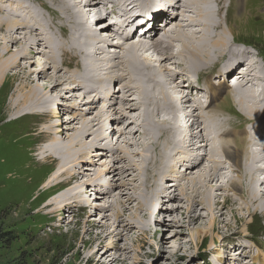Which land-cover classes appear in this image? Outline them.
Masks as SVG:
<instances>
[{"label": "bare ground", "instance_id": "6f19581e", "mask_svg": "<svg viewBox=\"0 0 264 264\" xmlns=\"http://www.w3.org/2000/svg\"><path fill=\"white\" fill-rule=\"evenodd\" d=\"M31 1L37 4L33 5V7H39L45 13L42 11H40L41 13L35 10L31 11V8L25 11L24 7L26 5L24 6L21 0H0V29L2 30L0 31V34L2 32L0 38L3 40V44L0 45V95H4L2 98L0 97V104H3L6 98V88L9 87V82L19 80L17 91H13L14 93L9 96L11 98L8 108L14 111V118H12L17 119L20 116H28L33 114L36 109H38L37 118H42L41 116L45 115L49 118L59 113L56 111L58 110L57 106L51 114L47 115L46 113V110H49L47 106L54 101L53 97L49 96V92L55 91L62 84H65L63 90L68 91L65 96L74 98V101L71 100L73 103L70 104L72 105V108H70L72 122H78L81 125V129H76L73 134H67L66 132L60 139L53 137L51 142L47 143L46 147H49L48 149L46 147L39 148L41 157L37 158L42 162V165H57V167L53 169L47 166L48 168L41 175L38 173V176L32 179L33 187L24 189V191H27V197L25 196L27 199L28 195L33 194L40 187V190L35 194L29 205L38 206L39 203L46 200L43 207H50L51 210L48 213H51L55 209L63 208L64 206H67V209H72L73 207L82 209V207H87L89 206L87 204L92 203L88 202V199L85 198L86 196L84 197L86 193L84 185H70L73 181L75 184L78 179V171H75V165L79 166L76 160L70 159V154L72 149L79 147L76 148L77 150L74 153L82 158H88L89 166L93 164L92 161L95 162V159L90 160L89 158L94 153L89 152L90 148L86 147L84 140L80 141L78 138L83 135V132L88 131L89 126L94 125V122H92L94 119H87V114H91V111L95 110L96 106L93 99L98 97V104H104V106L93 118L98 120V124L103 125L102 127L104 128L105 122L102 114L108 109L111 111L117 108L119 111V107L128 108L134 114L132 119L128 118V122L135 121L137 125L136 131L137 129L139 131L136 136L134 135L136 137L134 146L137 147L135 149L142 153V165L140 169H137L143 174V185L149 190V193L145 192L142 200L139 199L140 196H136L137 194H132L126 198V201L129 203L136 198V204H138L136 210H141L144 207L146 218L148 217L149 219L151 216L152 212L149 210L151 204L156 202L159 205L161 202V196L166 187L170 186L168 188L169 198H175L174 191L177 190L176 187H179V184L181 185V181L187 179L189 182L188 179H190V186L189 188L186 186V188L189 191L191 189V194L187 193L185 187L186 191L182 186L179 189L182 196L188 194L186 200L189 201V207L186 208L184 214L186 217L191 216L193 220L200 219L199 217L204 215L199 212L191 215L198 205L194 197L201 196L198 201L199 206L207 208L210 222L207 225L208 230L206 232L209 231L210 233L215 230L217 226L215 224L214 208L217 209V212H220L224 205H219L218 201L214 200V193L212 192L214 186H209L208 192V189H205L206 191L201 189L203 186L197 183V181L201 183L200 178L206 175L209 176V181L211 182L215 180L217 182L220 176H227L228 189L235 192L241 201L235 200V202H239V208L235 211L246 207L247 212L256 211L259 208L262 209V213L264 212V137L261 138V134L264 133V60L262 57L261 59L258 58L259 55H263L260 51L251 55L247 48L242 49L235 46L234 43L237 41L228 33H231L235 27L232 22L233 19L241 20L247 17L244 13L240 14L239 5L241 2L236 3L233 0H156L161 10L158 13H162L155 17L153 21L161 19L162 23L154 24V22L150 23V21H147V25L141 26L140 22L136 23L132 19L136 15L133 14L130 18L132 24L131 34L122 36L120 33L121 27L114 29L111 27V25L119 26V23H108L106 14L103 16L106 22L105 31H102L103 29L101 28L100 32L110 34L111 38H108L106 34L101 36V34L94 32L95 28L86 23V12L90 9L89 6H92L93 0ZM95 2L98 3L96 6H100L103 9L113 2L121 3L128 12L135 10L138 5L135 4L134 0H95ZM30 4L32 5V3ZM234 8L235 13L233 16L230 15V10ZM27 12H30V14L27 15ZM99 24V22L94 23V26L99 27ZM102 25L104 23L100 24V26ZM54 28L58 31L59 37L56 36V33H53L55 32ZM21 29L27 30L30 34L33 32L38 37L33 45L28 40L29 38L24 36L27 33ZM14 43L18 44L19 48L16 53L9 55L11 52L10 47ZM106 43L114 44L116 49L108 50L112 54L105 51L107 48ZM243 45L245 44L243 43ZM38 46L42 47L40 49L42 51H44L43 47H46L48 57L46 55V57L39 56L43 52L39 50L40 47L38 48ZM73 49L79 52L72 56L74 63L76 60V66L71 68L67 67L66 64L70 66L68 57L72 54ZM33 54L38 56L37 67L34 70L35 75L30 77L29 71L25 73L24 78L29 84L34 82V86L30 87L28 93H24L21 90L25 87V84L21 82L23 76H20L19 70L11 72L12 74H9L8 71L10 67L17 66L20 59L29 58ZM154 54L161 56L154 57ZM5 55L8 56L5 57ZM171 65H174L175 68H172ZM49 67L53 68L54 71L52 77L48 75V72H50ZM62 67L67 70H63ZM239 69L240 71H238ZM234 70L238 72H234L229 76V79L235 76L236 80L233 85H230L229 81L225 79L215 83L216 79L224 78L225 73L230 74ZM242 70L245 72L242 73ZM60 71H63L61 76H59ZM69 72H75L74 74L77 73V75L74 76V74ZM243 76L244 79H242ZM42 77L53 78L55 82L51 83L52 85L50 86L39 84V79ZM197 80H203L207 85L199 86L202 88L201 90L195 85ZM112 81L118 82L116 83L118 85L124 82V90L121 93L119 107L107 105L116 96L115 86L109 95L110 91L107 86ZM77 82L81 83L80 86L78 87L79 84H77V87L73 88L72 85ZM98 88H103L102 96L98 94ZM245 88L247 89L246 94ZM3 89L5 90L3 91ZM176 89H180L183 92L180 98L177 95L181 91ZM80 90L81 92H78ZM117 91H120V88ZM192 91H195L194 95H192ZM94 92H97L98 95H94ZM225 92H228L230 102L233 104V109H227L233 116L224 115L222 112L216 111L215 107L225 101V98L222 97ZM129 95H134L135 97H128ZM226 96L227 94H225ZM204 98L209 99L207 104H203ZM128 99L135 100V102H127L126 100ZM127 103L129 105L126 106ZM235 116L237 120L242 121L240 131L231 128V117ZM44 121L43 123H46ZM43 123L42 127L37 131L38 139L46 135L52 137V134H54L53 128L55 125L53 122H49L47 125H43ZM227 126H230V128H227ZM182 129L183 131L181 132ZM102 147L104 148L101 154L105 155L107 150L105 146ZM100 148H96L95 151H100ZM171 148L174 151L171 152ZM147 152L151 156H144ZM178 153H181V155L175 158ZM196 154L208 156L206 159L207 163L211 164L210 166L207 165L209 167L208 172L205 171L207 166L204 169L205 174L200 175L199 169L198 173H196L198 174L197 176L188 178L189 171L197 168V166L195 167L198 163ZM213 154H218L217 157L221 156L222 158H219L222 161L212 159ZM112 158V161L117 159L113 156ZM32 160L35 159L33 158ZM224 160L227 163L229 162L227 166L226 161L223 162ZM179 164H184L186 169L183 172L173 173ZM92 167L85 169L91 170ZM183 167L181 166L182 170ZM114 169V164H111L109 167L110 172L114 173ZM226 169L229 170L228 174ZM154 170L160 171L161 174L158 173V175L154 176ZM231 171L232 173H230ZM223 173L224 175H222ZM229 174L232 175L231 178L228 177ZM96 175L99 177V173ZM241 177L245 180V188L247 189L241 188ZM161 180L164 182L160 183ZM148 182H150L149 185H147ZM89 183H91V180L87 179L85 186H89ZM222 184H218V187H223L224 184ZM205 187L207 188V186ZM98 188L94 197L95 199H103L107 196L105 194L109 192H101ZM21 192L22 190L20 189L17 193L21 194ZM123 206L124 208L126 207L125 209L122 208L124 209L123 211L117 210L114 212V217L112 216L115 219L116 226L112 227L109 224H102L101 230L96 234L98 240H101L100 243H102L103 239H111L101 249L99 256V259L101 257L107 258V261H104L105 264H123L121 255L124 256L130 252L128 247L117 248V244L112 241L114 236L122 234V232L118 231L120 225L124 224L122 226L123 230H129L133 226L131 222H127V219L119 220L118 214L123 215L125 211L129 210L128 206ZM103 208L106 209L105 206ZM200 208L196 211L200 210ZM105 217H107L106 213H104L102 218ZM134 218L139 219L137 211L134 214ZM232 219L237 220L234 211L230 212L229 221ZM176 220L172 222L175 223ZM59 221H63V219H59ZM114 222L112 223L113 225ZM80 224L83 228H87L86 232L88 230L90 232L99 226V224L88 220L83 223L77 220L75 223L76 226ZM202 234L203 231L200 230L195 232L197 237L202 236ZM238 241H241V239ZM236 245L240 252L246 250L243 246L245 245L244 242H238ZM114 247L121 252L114 256L109 255V252ZM248 247L250 249V245ZM179 249H181V245L177 242L175 251ZM236 252L237 250L233 253L235 254ZM94 255V249L88 252V260H93ZM216 255L218 256L220 253ZM220 259H223L221 261H225V264H237L239 258L237 255L230 257L229 255H222ZM255 262L264 264V257L260 255L253 256V263L256 264Z\"/></svg>", "mask_w": 264, "mask_h": 264}, {"label": "rangeland", "instance_id": "374dc122", "mask_svg": "<svg viewBox=\"0 0 264 264\" xmlns=\"http://www.w3.org/2000/svg\"><path fill=\"white\" fill-rule=\"evenodd\" d=\"M21 2L24 6L26 5V7H24L25 11L26 9L31 8V11L35 10L39 11V13H41L40 11L45 13V11L41 10L39 7H33V5L37 4L33 3L31 0H21ZM237 2H241L239 5L240 14L244 13L247 17L241 20L233 19L232 22L235 24V27L231 32L232 34L230 32L228 33L231 37H233V39L237 41L234 43L235 46L241 47L243 49V47L246 45L245 49L247 48L251 54H255V52L260 51L263 53V55H259L258 58L261 59L262 57L264 60V0H236V3ZM30 3H32V5ZM30 12H27L26 14L29 15ZM234 13L235 8L230 10V15L234 16ZM159 23H162L160 19L154 22V24ZM141 25H147V23L144 22ZM94 27L97 26L93 25V28ZM99 27L101 28V26ZM0 31L2 30L0 29ZM22 31L27 33L24 36L29 38L28 40L31 41L32 45L35 43V40L38 39V37L34 35L33 32L30 34L27 30ZM54 31L55 32L53 33H56V36L59 37L58 31L55 30V28ZM1 40L2 39L0 38V45L3 44V40ZM113 43H106L107 48L105 51L109 54H112V52H108V50L116 49L114 48ZM243 43L245 45H243ZM39 47L40 46H38V48ZM18 48V44H12L9 55L11 53H16ZM41 48L42 47H40L39 50ZM43 49L44 51L40 50L43 53L39 54V56L46 55L48 57V54L46 53L48 52L46 51V47H43ZM78 52L79 51L73 49L72 54L68 57L70 66L66 64L67 67L72 68L76 66V60L74 63L72 56L74 54H78ZM33 55L29 58L20 59L17 66L15 65L14 67H10L8 71L9 74H12L11 72L19 70L20 76H23L21 78V82L22 84H25V87L21 90L24 93H28L30 87L34 86V82L29 84L24 78L25 73H28L29 71L30 77L35 75L34 70H36L37 67L36 61H38V56H36V54ZM7 56L8 55H5V57ZM158 56L161 55L154 54V57ZM171 67L175 68L174 65H171ZM62 69L67 70L63 67ZM49 71L50 72H48V75H51L49 77H52L54 73L53 68L49 67ZM62 72L63 71H60L59 76L62 75ZM75 72L69 73L74 74ZM75 75H77V73L74 74V76ZM53 80V78L42 77L39 79V84L50 86L52 85L51 83L55 82V80ZM17 83L19 85V80H13L9 82V87L6 88V98L3 101V104H0V232H10L12 235V239L9 244H5L3 242L0 243V264H105L104 261L106 262L107 258L101 257L99 259V256L101 254V249L105 247V244H108L107 242L111 239H103L102 243H100L101 240H98V236L96 234L101 230L102 224H109L112 225V227L116 226V222H114L115 219L112 218V216L114 217V212L117 210L123 211L126 208H124L123 205L128 206L129 210L125 211V214L123 215H120L119 213L118 218L119 220L127 219V222H131L133 226H131L132 228L130 227L129 230H123L122 226L124 224L122 226L120 225V227H118V231L122 232V234L112 238V241L117 244V248L120 249L128 247L130 249V252L127 255H121L123 264H225V261H221L224 258L220 259L222 255H229V257L237 255L239 258L237 260V264H254L253 256L260 255L261 257H264V212H261V208L257 209L256 211L252 210L251 212H247L246 207L241 208L239 211H235L238 210V203L241 201L238 199L235 192L228 189L226 182L227 176H220L217 182L216 180L211 182L209 181V176L206 175L200 178L201 183L197 181L198 184L203 186L201 189H208V192L209 188L214 186L212 191L214 193V200L218 201L217 203L219 205H224L220 212H217V209L214 208V216L216 217L215 224L217 226V230L215 229L210 233L209 231L206 232L208 230L207 225L210 224L209 216L207 215V208L199 206L198 202L201 196L194 197L198 204L197 209L200 207L201 208L198 211H196V209L191 213V215L197 214V212L204 215L199 217L200 219L193 220L191 216L186 217L184 214L186 208L189 207V201L186 200V198L188 197V194H191V189L190 191L188 189L190 186V179H188L189 182L187 179H185L181 181V185L179 184V187L182 186L183 188L188 186V188H186L188 194L186 195L182 196L179 190L181 187H176L177 190L174 191L175 198H169L170 195L168 188H170V186L166 187L165 191L162 193L161 202L159 205L156 204V202L151 204V208L149 210L152 213L149 219L148 217H145L144 207L141 209L142 211L140 209L136 210L138 206V204H136V198L131 200L129 203L126 201V198L128 196L130 197L132 194H137L136 196H140L139 199L142 200L144 193H149V190H147L143 185L144 177L143 174L140 173V170H138L142 165V153L141 151L135 149L137 147L134 146V141L136 139V133L139 131L138 129L136 131L137 125L135 124V121L131 123L128 122V118L132 119L134 114L129 111L128 108L123 109L122 107H119L121 93L123 92L122 90H124V82H121L118 85L116 84L118 82L112 81L109 82V86H107L111 89L109 95L112 93L114 86V90L116 92L115 99H112L107 105H115L116 107H119V111L117 108L110 111L108 109L110 107H108V110L102 114V118L105 122V128L102 127L103 125L98 124V120L93 118L97 113H99L101 107L104 106V104L99 105V98L95 97L93 101H95V106L97 108L95 107V110H92L91 114H87V119H94L92 121L94 122V125L89 126L88 131L83 132V135H81L79 138L77 137L80 139V141L84 140L86 147L90 148L89 152H92V154L94 153V155L89 156L90 160L95 159L96 162L95 163L92 161L93 164H91V166L93 167L91 170L85 169L87 167H91L87 161L88 158H82L78 154L74 153L77 150L76 148L79 147L72 149L70 154V159L76 160V162L79 163V166L75 165V171H78V179L76 180L75 184L73 181V183L70 185H84L83 187H85L86 190L84 197L86 196L85 198L88 199V202L92 203L87 204L89 206L82 207V209L78 207H73L74 209L68 208L70 211L67 209V206H64L63 208L55 209L51 213H48L51 210L50 207H43L44 201L46 200L42 201V203H39L38 206L33 204L29 205L31 204L30 201L33 199L35 194L40 190V187H38L36 191L33 192V194L28 193L30 195H28L27 199V191H24V189L33 187V184L31 183L32 179L38 176V173L41 175V173L50 166L48 164L42 165V162L38 160V158L41 157L39 148H45L47 143L49 141L51 142L53 137L60 139L66 132L67 134L75 133L76 129H81V125L78 122L76 123V121L72 122V114L70 113V108H72V105L70 104L73 103L74 98H67L65 96L66 93L68 94L67 90H63L65 84H62L61 87L57 88V90L49 92V96L51 95L50 97H53L54 101L49 104V106H47L49 110H46V113L47 115L49 113L51 114L53 111H55L54 109H56V106L58 107V110L56 111L59 113L49 117L50 119L46 115L41 116L42 118H37L38 109H36L33 114L28 116H20L17 119H13L14 111L8 108L11 98L9 96L17 91ZM77 84H79V87L81 83L77 82L73 84V88H76ZM118 88H120V91H117ZM4 90L5 89H3V91ZM176 90L181 91L177 95V97L180 98L183 92L180 89ZM78 92H81V90ZM246 92L247 89L245 88V94ZM98 94H100L99 91ZM98 94L97 92H94V95ZM225 94H227L226 97ZM1 95L0 97L2 98L4 95ZM102 95L103 94H101V96ZM130 96L131 98L135 97L134 95H129L128 97ZM222 97L225 98V101L224 103H220L215 107L216 111L220 113L222 112L224 115L229 114L233 116L229 113V110L233 109V104L230 102L228 92H225ZM71 100L73 101L71 102ZM126 101L132 103L135 102V100L132 99H128ZM127 105H129V103H127L126 106ZM122 112L124 113L122 114ZM195 113L197 112L195 111ZM241 113H243V111H241ZM43 121L46 123H43ZM49 122H53L55 125L53 128V136L48 137L46 135L38 139L37 131L40 127H42V123L43 125H47ZM241 126L242 121L237 120L236 116L231 117V128L236 129V131H240ZM227 128H230V126H227ZM262 137H264V133L261 134V138ZM65 139L62 140L66 141ZM102 146H105V149L107 150L105 155L101 154V151L104 148ZM48 148L49 147H46V149ZM96 148H100L101 150L95 151ZM170 151L172 152L174 149L171 148ZM148 152L151 153L150 151ZM148 152L144 156H151ZM198 154H196L198 163L195 165V167L197 166L198 169L196 168L195 170L189 171L190 173L188 178L197 176L198 174L196 173H198L199 169L200 175L205 174V171L208 172L209 167L207 165L210 166L211 164L207 163L206 159L208 156L200 155L202 156L200 158ZM180 155L181 153H178L175 158H178ZM213 155L214 156L212 159L222 161L219 158L221 156L217 157L218 154ZM112 156L116 157L117 159L112 161ZM33 158L35 160H32ZM225 161L226 160L223 162ZM111 164H114L115 166L114 173H111L109 170ZM228 164L229 162L227 163L226 161V166ZM53 166L54 165L50 167L53 169L57 167V165L54 167ZM181 166H184L183 170ZM185 169L186 166L184 164H179L173 173L183 172ZM204 169L206 170L204 171ZM96 171L99 173V177L96 175ZM158 173L161 174V172L158 170L153 171L154 176L158 175ZM226 173H229L228 169H226ZM230 173H232V171ZM222 175H224V173ZM231 176V174L228 175L229 178H231ZM87 179H90L91 183H89L90 185L86 187L85 182ZM242 179L243 177H241V188L243 189L245 188L246 182L244 179ZM163 182L164 181L161 180L160 183ZM220 183L224 184H222L223 187H218V184ZM149 184L150 182L147 183V185ZM205 186H207V188ZM97 187H99L98 189L101 192H109L108 194H105L107 195L106 197L103 199L101 198L102 200L100 198L95 199L94 197L96 195L95 193L97 191ZM20 189L23 193H25L23 194L21 192L22 196L20 193H17ZM121 200L122 202H120ZM235 200L239 202L237 203ZM120 204L123 205L121 206ZM109 205L111 206L108 207ZM103 206H105L106 209H104ZM158 210L160 211L159 213ZM86 211L90 212L87 213ZM136 211L138 212L139 219L134 218ZM232 211H234V214L236 215V221L233 219L229 221L230 212ZM104 213L107 214V217L102 218ZM254 214L255 216H253ZM59 219H63V221H59ZM77 220H79L80 223L88 220L89 222L99 224V226L91 230L90 232L92 233H90L89 230L86 232L87 228H83L81 224L79 226L75 225ZM175 220V223L172 222ZM113 222L114 225L112 224ZM199 230L203 231V234L202 236L197 237L195 232ZM240 239L241 241L238 242H244L245 245L243 246L244 249H246L241 252L236 245L238 243L237 240ZM177 242L181 245V249L175 251ZM248 245H250V249ZM93 249L95 250L94 258L93 260H88L87 254L91 250L93 251ZM236 250L237 252L234 254L233 252ZM120 252V250H117L114 247L109 252V255L114 256ZM218 253H220V255L217 256L216 254ZM188 260L190 261L188 262ZM255 263L257 264L258 262Z\"/></svg>", "mask_w": 264, "mask_h": 264}, {"label": "trees", "instance_id": "16d2710c", "mask_svg": "<svg viewBox=\"0 0 264 264\" xmlns=\"http://www.w3.org/2000/svg\"><path fill=\"white\" fill-rule=\"evenodd\" d=\"M11 233L10 232H0V243L3 242L5 244H9L12 237H11ZM201 264V263H198Z\"/></svg>", "mask_w": 264, "mask_h": 264}]
</instances>
